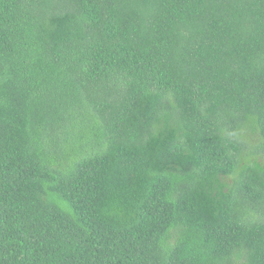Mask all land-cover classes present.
<instances>
[{
  "label": "trees",
  "instance_id": "16d2710c",
  "mask_svg": "<svg viewBox=\"0 0 264 264\" xmlns=\"http://www.w3.org/2000/svg\"><path fill=\"white\" fill-rule=\"evenodd\" d=\"M0 264H264V0H0Z\"/></svg>",
  "mask_w": 264,
  "mask_h": 264
}]
</instances>
